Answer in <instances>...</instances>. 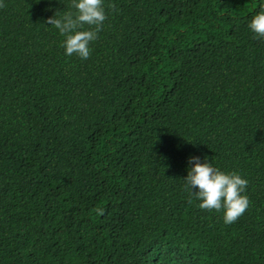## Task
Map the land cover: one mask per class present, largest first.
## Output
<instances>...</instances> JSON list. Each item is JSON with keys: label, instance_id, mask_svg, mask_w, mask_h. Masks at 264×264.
<instances>
[{"label": "trees", "instance_id": "obj_1", "mask_svg": "<svg viewBox=\"0 0 264 264\" xmlns=\"http://www.w3.org/2000/svg\"><path fill=\"white\" fill-rule=\"evenodd\" d=\"M261 2L103 0L81 59L47 23L71 0H2L0 264H264ZM190 155L248 180L233 223Z\"/></svg>", "mask_w": 264, "mask_h": 264}, {"label": "clouds", "instance_id": "obj_2", "mask_svg": "<svg viewBox=\"0 0 264 264\" xmlns=\"http://www.w3.org/2000/svg\"><path fill=\"white\" fill-rule=\"evenodd\" d=\"M106 18L103 0H71L68 11L57 10L47 18V23L64 37L61 46L66 56L75 54L87 59L91 51L90 42L97 39ZM84 25L93 27L84 28ZM247 27L257 38H264V0ZM183 179L190 195L198 201V207L222 210L225 224L233 223L248 207V180L238 172H225L215 167L207 156L202 161L200 156L190 155L187 175Z\"/></svg>", "mask_w": 264, "mask_h": 264}]
</instances>
